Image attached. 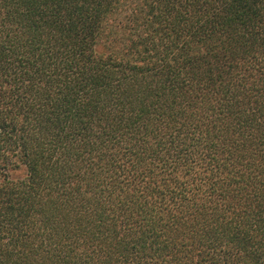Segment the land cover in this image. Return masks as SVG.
Instances as JSON below:
<instances>
[{"label":"trees","instance_id":"16d2710c","mask_svg":"<svg viewBox=\"0 0 264 264\" xmlns=\"http://www.w3.org/2000/svg\"><path fill=\"white\" fill-rule=\"evenodd\" d=\"M0 264H264V0H0Z\"/></svg>","mask_w":264,"mask_h":264},{"label":"rangeland","instance_id":"374dc122","mask_svg":"<svg viewBox=\"0 0 264 264\" xmlns=\"http://www.w3.org/2000/svg\"><path fill=\"white\" fill-rule=\"evenodd\" d=\"M24 174L23 170H19L18 172L14 173V177H22Z\"/></svg>","mask_w":264,"mask_h":264}]
</instances>
